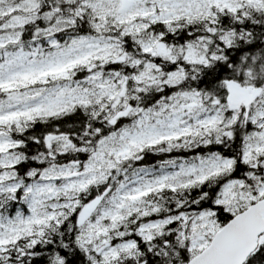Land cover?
Wrapping results in <instances>:
<instances>
[{
    "label": "snow or ice",
    "instance_id": "snow-or-ice-1",
    "mask_svg": "<svg viewBox=\"0 0 264 264\" xmlns=\"http://www.w3.org/2000/svg\"><path fill=\"white\" fill-rule=\"evenodd\" d=\"M0 264H264V0H0Z\"/></svg>",
    "mask_w": 264,
    "mask_h": 264
}]
</instances>
